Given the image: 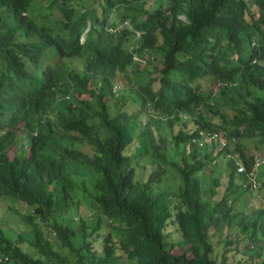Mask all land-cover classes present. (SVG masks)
I'll return each mask as SVG.
<instances>
[{
	"label": "trees",
	"instance_id": "trees-1",
	"mask_svg": "<svg viewBox=\"0 0 264 264\" xmlns=\"http://www.w3.org/2000/svg\"><path fill=\"white\" fill-rule=\"evenodd\" d=\"M82 1L0 0V264H264V0Z\"/></svg>",
	"mask_w": 264,
	"mask_h": 264
},
{
	"label": "rangeland",
	"instance_id": "rangeland-1",
	"mask_svg": "<svg viewBox=\"0 0 264 264\" xmlns=\"http://www.w3.org/2000/svg\"><path fill=\"white\" fill-rule=\"evenodd\" d=\"M82 3L84 5V7L94 6L96 8V10H99L98 9L99 5H97V3L94 2V0H83ZM68 62L71 63L70 60H68ZM201 84L203 86H207L208 82L202 81ZM222 138H224V137H222ZM224 140H225V138H224ZM206 142L208 144L207 149L211 150L213 154L217 151V149L219 147H221V145H219V144H217V146H213L214 144L211 145V143H212L211 141H207L206 140ZM244 148L248 152L253 153L254 156H256V155H262L263 156L264 155V144H259V147L256 148L254 146L253 140H250L249 142L246 141L245 144H244ZM217 157L218 156H216V159H217ZM72 163H73V161H71L68 164V169H70L71 176L77 181V183H79V178L82 177V172H84V171H83V169H80V168L72 169L74 167V165ZM140 171H141V174L143 175V174L147 173L148 169L146 168V169H143V171H142L141 167H139L138 168V172H140ZM262 179L264 181V170L262 172ZM223 181L224 180L222 179V181L218 184V187L217 188L219 189V191L223 190V188H224V184L225 183ZM258 189L259 190H257L256 194H252L251 192H249L250 190L245 191L234 202V205L236 207H240V208H242V209H244V210L247 211V210H250L252 207H255V206H258V205L262 204L264 202V199H262L260 195H261V193H262V191L264 189V185H261L260 182H259V185H258ZM7 200H8L9 203L11 202V200H9V199H7ZM6 203L7 202L3 201L0 204V220L4 219V223L3 224L1 223V225H4V226L11 225L12 227L13 226L23 227L22 226L23 223L20 222V220H18V218L17 219H13L12 218V217H15V216L12 214V212L9 209H6L8 207V203L7 204ZM13 205L14 206H18V204L15 201L13 202ZM5 211H8V212L5 213ZM263 253H264V248H263Z\"/></svg>",
	"mask_w": 264,
	"mask_h": 264
},
{
	"label": "clouds",
	"instance_id": "clouds-1",
	"mask_svg": "<svg viewBox=\"0 0 264 264\" xmlns=\"http://www.w3.org/2000/svg\"><path fill=\"white\" fill-rule=\"evenodd\" d=\"M89 25V23H87ZM123 24V25H122ZM125 26L126 28H130L132 29L130 35H131V39L129 38V41H126L125 40V47L126 49H131V47H136L137 44H138V39L140 38V33L137 29L135 28H132L131 25H129V23L125 20L122 21V23H120V25L118 26H114L113 29H111L110 31H116L120 28V26ZM87 27L84 29V31H82V33L79 35V40H83L84 36H85V31H86ZM128 38V37H127ZM125 55V54H124ZM131 62L133 61H141V57H140V54L137 52V50H134L132 51V54H131ZM120 82L119 81H114L113 84H112V90L113 91H116L118 88L121 87V83L119 84ZM66 96V95H65ZM64 145H68V146H71V147H75V148H78V149H82V150H86V146H82L81 143L77 140H72V141H65L63 142ZM259 156H262V155H259ZM256 169V168H255ZM1 257L2 256H6V255H0ZM7 257V256H6ZM4 260V259H3Z\"/></svg>",
	"mask_w": 264,
	"mask_h": 264
},
{
	"label": "built area",
	"instance_id": "built-area-1",
	"mask_svg": "<svg viewBox=\"0 0 264 264\" xmlns=\"http://www.w3.org/2000/svg\"><path fill=\"white\" fill-rule=\"evenodd\" d=\"M223 137V136H222ZM221 135L219 133L216 132H212V133H205L204 138L207 141L210 140H215L219 145H223V143L225 142L224 138H222ZM264 162V155L263 156H259L256 155L253 158V164H252V168L249 171H245L244 174L247 175V181L249 183V187L253 188L256 186V180L253 177V174L255 172V168L260 164ZM235 163L237 164V162L235 161ZM244 171V167L242 166V164H237L236 166V172H242ZM6 256H0V260L1 259H6Z\"/></svg>",
	"mask_w": 264,
	"mask_h": 264
}]
</instances>
